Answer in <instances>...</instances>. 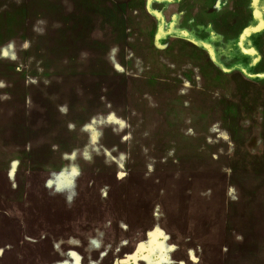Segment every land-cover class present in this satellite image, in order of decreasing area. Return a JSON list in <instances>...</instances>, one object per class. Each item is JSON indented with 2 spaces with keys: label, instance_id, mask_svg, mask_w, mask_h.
<instances>
[{
  "label": "rangeland",
  "instance_id": "1",
  "mask_svg": "<svg viewBox=\"0 0 264 264\" xmlns=\"http://www.w3.org/2000/svg\"><path fill=\"white\" fill-rule=\"evenodd\" d=\"M207 1L0 0V264H264V0Z\"/></svg>",
  "mask_w": 264,
  "mask_h": 264
},
{
  "label": "crops",
  "instance_id": "2",
  "mask_svg": "<svg viewBox=\"0 0 264 264\" xmlns=\"http://www.w3.org/2000/svg\"><path fill=\"white\" fill-rule=\"evenodd\" d=\"M209 4H211V3H214V4H216L217 5V3L218 2H220V3H222V8H226L227 9V6H226V2L225 1H220V0H209V1H207ZM219 3V4H220ZM232 3H233V6L232 7H230L229 8V12L230 13H228V14H233L234 15V13L236 12V9H237V7H236V5H234L235 3H237L238 5L240 4V6L242 7V9L244 10L243 12H249L250 13V15L248 16V20L246 21V26H248V22H249V19H250V17L252 16V13H253V11H254V8H253V5H252V3H251V0H232ZM209 4H207V5H209ZM227 4H228V2H227ZM221 7H219V8H221ZM225 9V10H226ZM235 18H236V16H235ZM223 19V22H226L229 26H234V25H237L236 24V22H232L231 20H229V16L227 15V16H225V17H223L222 18ZM258 47V46H257ZM260 51V50H259ZM162 241V240H161ZM163 245H164V243H163ZM169 246L168 245H166V250H169V248H168ZM0 251H2V247H0ZM90 262H92V259L90 260ZM56 264H67L68 263V261H67V257H65V258H63V257H61L59 260H57L56 262H55ZM75 264H81V260H79L78 262H75Z\"/></svg>",
  "mask_w": 264,
  "mask_h": 264
},
{
  "label": "water",
  "instance_id": "3",
  "mask_svg": "<svg viewBox=\"0 0 264 264\" xmlns=\"http://www.w3.org/2000/svg\"><path fill=\"white\" fill-rule=\"evenodd\" d=\"M105 61H108L107 58H104ZM125 260H121L120 262L123 263Z\"/></svg>",
  "mask_w": 264,
  "mask_h": 264
},
{
  "label": "trees",
  "instance_id": "4",
  "mask_svg": "<svg viewBox=\"0 0 264 264\" xmlns=\"http://www.w3.org/2000/svg\"><path fill=\"white\" fill-rule=\"evenodd\" d=\"M102 4H103V3H102ZM96 6H97V7H98V6H101V7H102V5H96ZM111 10H112V9H111Z\"/></svg>",
  "mask_w": 264,
  "mask_h": 264
}]
</instances>
